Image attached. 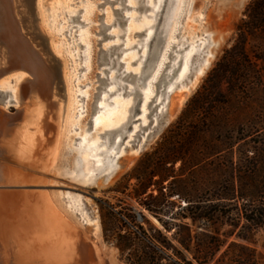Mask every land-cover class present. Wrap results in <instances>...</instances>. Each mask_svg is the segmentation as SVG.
Wrapping results in <instances>:
<instances>
[{"label":"rangeland","instance_id":"obj_1","mask_svg":"<svg viewBox=\"0 0 264 264\" xmlns=\"http://www.w3.org/2000/svg\"><path fill=\"white\" fill-rule=\"evenodd\" d=\"M127 1L125 5L129 3L133 8L144 4L143 2L139 5L137 3L139 0ZM250 1L175 0L174 3L168 4L166 13L168 19L161 26L164 32L158 34L155 44L152 43L154 52L151 51L150 58H152H149L151 62L148 61L150 64L147 68L148 73L146 72V78L139 86V91L145 90L146 83L150 81L152 71L164 53V45L173 43L175 46L166 60L168 66L165 65L161 79L152 86L154 96L151 101L153 103L150 101L148 105V114H146V120L144 119L147 125L143 126L141 124L143 96L130 95L129 97L127 93L119 98L113 96L110 101L117 104L119 107L117 111H113L112 106L98 111L96 105L106 106L110 102L103 103L102 98H106L107 95L103 92L105 94L99 96L102 89L98 91L101 86L100 76L105 77L104 70L110 68V65L100 66V50L106 51L109 46L122 44L117 51L119 52L136 42L140 43L145 33L139 36L137 33L141 32L139 30L141 22H144V17L149 15V11L124 9L123 14L129 17V20L120 26L115 24L106 32V35L123 34L124 36L108 38L104 41L103 34H99L100 24L103 22L111 26L117 19L114 10L123 8L121 4H106L99 7L105 3V0H34L36 26L46 40L47 49L42 50L43 46L39 42L38 46L50 64L57 62L59 65L61 90H54L50 102H43L44 99L38 91L23 97V88L29 86L34 78L29 77V72L24 69L14 70L13 61L9 58L7 50L5 49L6 54L3 50L0 51V75H2L0 76V92H2L0 118L3 117L6 122V128L0 130V136L4 133V146L10 152L8 159L0 160L2 161L0 164L4 169H12L15 166L24 174L35 172L39 179L38 183L31 185H10L12 188L19 187L15 190L5 185L0 188V191L16 192L20 196L27 194L36 200L42 196L41 194L48 196L50 200L53 198L59 204L57 209L59 211L56 210L59 221L63 223L66 221L76 226L77 229L72 230L73 235L79 242H82L85 237L93 243L102 255L101 260L104 264L106 261L109 264H141L147 252L145 243L136 238V235H140L141 232L164 239L163 241L169 246L183 254L186 262L198 264L194 259V253L197 256L199 254L195 250L192 253L185 251L174 238V233L166 232L159 221L141 205L148 200L150 194L153 197L160 195L157 186L160 181L159 176L152 179L155 185L147 191L146 195L139 197L137 191L159 163L166 147L180 150L184 142H188V145L184 147L186 161L167 165L172 171L171 182L176 183L172 188L176 192L170 199L171 202L186 206L184 202H181L182 200L178 199L179 196L193 202L204 198L214 202L217 197L214 185L230 179V174L237 181L241 174L247 180L246 184L251 183L250 190L257 188L255 204L264 203V119L259 114L261 110L259 103L253 100L237 110L207 104L204 109L208 108L209 112L194 110L184 122H180L181 114L187 108L189 101L205 84L225 51L232 47L237 26L243 19V13ZM79 10H82L79 21L84 22L85 25L82 26L79 22L74 25L69 24V17ZM118 17V20L124 21L123 18ZM75 25H77L75 29L65 33ZM174 33L178 36H174ZM100 40L103 42L99 44ZM79 43L84 48H80ZM203 43V50L192 59L190 73L186 80L182 83L178 82L181 63L172 75L173 78L167 76L174 62L172 52L174 54L177 46L181 44L186 47L184 55L192 46H197L196 49L199 50ZM137 48L138 46L119 57V61H123L128 71L133 73L139 64L135 60L141 55L140 52V54L136 53ZM82 56L87 58L82 59ZM198 59H200L199 63H197ZM7 61H10V65H5ZM207 62H209L208 67H206ZM21 78L25 80L21 82ZM197 78L198 81L193 87ZM133 81L134 83L130 84L135 85L136 80ZM172 85L175 87L174 91L167 97L166 92ZM187 86L190 87V93L179 113L173 117L171 114L173 101H182L183 92H180V88ZM97 95L101 99L97 98ZM79 96H85L86 99L81 100ZM159 97L163 99L165 97L166 100L164 99L162 105L157 106ZM135 98L136 102L140 99L141 101L138 107L139 112L135 113L130 123L126 125L132 128L122 129L123 133L119 131L121 135L118 131L111 135L106 134L117 125L118 122L115 120L117 113L124 111L128 117L133 114L127 99H130L133 105L136 104ZM163 104H166V109L160 112ZM188 109L193 111L194 105ZM110 111H113V117H107ZM213 118L219 121L210 133L204 135L201 140L191 138L197 126L206 124ZM97 120L100 122L98 126L95 123ZM136 120L137 123H132ZM44 125L48 128H43ZM134 128L138 129L137 135L132 134ZM116 135L124 141L122 139V144L118 148L120 158L115 162L114 157L110 156V146L113 148ZM107 136L113 138V144L111 140L107 146L110 149L101 145L106 142L105 140H109ZM94 139L99 140L98 150L91 148ZM34 140L35 154L30 160L25 152L29 145L33 146ZM94 152L97 155L93 156ZM146 154L151 155L149 160L145 158ZM97 158L103 159L104 168H96L94 159ZM31 164L36 165L35 169H38L28 167ZM168 183H164L163 186L168 187ZM7 187L9 190L2 189ZM71 192L80 196L85 206L70 208V204L63 196ZM162 192L169 193L165 189ZM227 203L229 206L226 209L214 210L217 215L209 234L217 243L222 244V248L210 264H233L232 260H239V258L248 260L250 251L255 252L254 264H264V227L254 229L249 226L243 218L242 211L239 210L243 206V201L238 204ZM33 205L43 212L44 209H40L36 201ZM177 211L175 207L173 212ZM224 212H229V217H222ZM161 218L167 219L163 216ZM95 222L99 226L97 233L94 232L93 227ZM184 223L191 227L192 247L196 249L197 243L207 240L205 233L199 224L192 225L189 219ZM238 236L246 238L248 242L238 239ZM121 237L128 239L121 241ZM53 240L51 245L55 247ZM39 241L43 242L40 239ZM120 244L123 247L128 246L129 249L122 253L118 246ZM157 251L156 257L159 258V264H171L176 260L172 248L166 250L158 247Z\"/></svg>","mask_w":264,"mask_h":264},{"label":"bare ground","instance_id":"obj_2","mask_svg":"<svg viewBox=\"0 0 264 264\" xmlns=\"http://www.w3.org/2000/svg\"><path fill=\"white\" fill-rule=\"evenodd\" d=\"M127 2H128L127 0H105V3L99 6V7H103L106 4L114 5L117 3L123 6V8L121 9L119 8L117 10H114V14L117 16V19L114 20L111 26H107L103 22L102 24H100L101 29H100L99 34H103L104 41H106V39L108 40V38L110 39L111 38L114 39L116 37L122 38L124 36L123 34L117 35V36H111V34L106 35V32L107 30L112 28V26H115V24H119L120 26V25H123V23H125L127 20H129V17H126L123 14L124 9H128V10L133 9L136 11L138 10L141 11L142 9L143 10L145 9L147 12L149 11V15L144 17V22H141V25H140L141 27L139 29L141 32L139 31L140 33H137L138 36L145 33V37L142 41H140V43L136 42L135 44L131 45L129 48H124L122 49V51H119V52L117 51L118 49L122 47V44H118V45L116 44V45L109 46L106 51H103L102 49L100 50V53H99L101 54L99 58L100 66L110 65V68L109 69L107 68V70H104L105 72L104 74H106L105 77H103L104 75L100 76L99 81H100L101 86H99L98 91L100 92V89H102V93H100L99 96H101V94L104 95L105 93L107 95V97L105 95L106 98H102L103 103L104 101H110L113 96H117L119 98V97L124 96L126 93L128 94L129 97L130 95H136V97H138L137 95L143 96V102H142L143 104H142V112H141V114L143 113V118H142L143 120L141 119L142 121L141 124L144 126V125H147V122L145 121L146 120L145 117H146V114H148L147 112L148 105L150 104L151 99L153 100L152 96H154L152 93L153 92L152 86L158 80L161 79L160 77L163 75L162 74L163 71H165V65H167L168 63L166 62V60L168 59V56L171 53V50L175 46V44L167 43L166 45H164V48H163L164 53L162 52L163 53L161 55L162 57L159 56L161 58H159L160 60H158V64L154 67L152 71L153 73H152V77L150 78V81H148L147 79L148 82L146 83L145 90H143L142 92L139 91V86L144 83V80L146 78L147 68L149 67L148 65H150L148 64V61L152 58V57L150 58L151 51H153L152 43L155 44L154 41L156 40V37L158 36V34L160 35L164 32V29H162L161 26L163 22L164 21L167 22L166 19H168L167 14H166L168 11L167 9L168 4L174 3L175 0H139L137 1V3H139L140 5L141 3L144 2V4H142L143 6L140 5L134 8L131 7L129 3L128 5H125ZM81 12L82 10H79L78 12L70 16L68 19L69 24L73 23L74 25V24H77V22H79V24L84 26L85 25L84 22L79 21L80 19L79 15ZM118 16L123 18L124 21H121V19L118 20L119 18ZM117 20L119 21L118 23H117ZM76 27L77 25L73 26L70 30L68 29L69 31L65 33L71 32ZM174 36H178V34L176 35V33H174ZM103 40H100L99 44L103 42ZM0 41L3 43V45H5L9 58L12 59L13 61L12 68L14 70L24 69L28 71L30 75L34 78V81L30 83L29 86H25L23 88L22 96L25 97L35 91H38L43 97V99L45 100V101L43 100V102H46V101L50 102V99L53 96L55 85L60 84V82L58 81L59 76L57 72L58 71L57 66L50 64L49 61L43 56V53L40 52L39 50H38L39 52L34 51L30 47V44H28V47H27L29 50L25 48V50L27 49V51L24 55V59L18 60V58H16L17 53H18V49H17L18 44H17L16 38H13L9 40L10 42H7L4 40V38L0 36ZM34 46H35V43H34ZM78 46L80 48H84V46H82L80 43L78 44ZM137 46H138L137 48L138 50L136 51V53L140 52L141 55L135 60L139 64L136 67V71L133 73V72L128 71V69L126 68V64L123 61H119V57L122 56L125 52L133 50ZM196 48L197 46H192L188 50V52L183 55L186 47L181 44L177 46V50L174 52V54L172 52V55H174L173 57L174 62L172 61L173 63L170 66L167 76L168 77L172 76L177 71L178 66L181 63V69H180L181 71L178 76V82L182 83L184 80H186V78L188 77L190 73V64L192 62V59L195 55H197L203 50L204 43L203 45L201 44V46L199 47V50H197ZM212 57L213 56H211V58ZM81 58L85 59L87 58V56H82ZM199 62H200V59L197 60V63ZM208 64L209 62L206 63V67H208ZM83 69H86V68H83ZM202 74L203 72L200 74V76ZM130 78L132 79L129 80ZM134 79L136 80L135 85L133 84ZM127 81L129 83H127ZM197 81H198V78L193 83V87H195ZM131 82H133L132 83L133 86L132 84H130ZM190 87L188 88L187 86V87L180 88V92L181 93L183 92L182 96L181 94L179 95L181 96L182 101L180 100L173 101L172 109H171V114L173 117H175L181 110L183 106V102L187 99L190 93ZM174 88H175L174 85L168 88L166 92L167 97L171 93H173ZM125 91H128V92H125ZM99 96L97 98H99ZM79 97L81 98V100L86 99L85 96H79ZM99 99H101V97ZM164 99L163 97H159V99L157 100L158 104L156 105L158 106L161 103H163ZM134 100L136 102V98ZM140 101L138 100L136 104L132 105L131 100L127 99V102H129L131 106V108L129 109L131 110V112L133 110V114L130 112V114L132 115L128 117L127 113L124 111H122L121 113H117L115 117L116 118L115 120H117L118 122L117 125L116 126L114 125L115 128L113 130H110L109 132H106V134L111 135L115 133V131L121 132V130L124 128L125 129L127 128V130L132 128L126 125L130 121V119L133 116H135V113L139 112L138 107H140L139 106ZM151 102L153 103V101ZM108 106L109 107L112 106L113 111H117V109H119L117 104L111 101L108 103V105L106 104V106L96 105V109L98 111L99 110L102 111L103 109L104 110L107 109L106 107ZM165 107H166V104H163V106L160 107V112H163L164 109H166ZM112 112L110 111L107 117H113L114 113ZM134 122L137 123V120L132 121V123ZM95 123L97 124V126L100 124L99 120H97ZM5 124H6L5 120H3V117H1L0 118V130H4V128H6ZM143 126H140V127L143 128ZM43 128L47 129L48 127L44 125ZM132 130H133L132 134H136L138 129L134 128ZM123 131L121 133H123ZM121 133L119 135H121ZM3 138H4V133H2V135L0 136V160L2 161L3 159H8V157L10 156V154H8L10 153L8 148L6 149L4 146ZM108 139L109 140H105L106 141L105 143L103 144L101 143V145L103 146L105 145L107 147L109 145V142L111 143V140L113 138L108 137ZM114 139H116V141H115V144H113V140H112V144L114 146L113 148L112 146H110L111 147L110 156H113L116 162L120 158V156H118V148L122 144L123 138L120 139V137L117 136V138L115 137ZM93 141L94 142L91 148L98 150V147L100 146L99 140L94 139ZM33 143H34L33 146L31 147V145H29L25 152V155L30 160H32V157H34V154H35L34 153L35 151L33 150V148L35 147L34 145H36L35 140ZM110 147L109 148L107 147V149H110ZM104 150H105V147H104ZM94 155H97L96 152L93 153V156ZM94 160H95L97 169L104 168V164L102 162L103 159L97 158ZM28 167H32L33 169H35V167L37 166L31 164ZM37 169L38 168H36L35 170ZM38 181L39 179H38L37 174H35V172L33 174H24L21 170H19L15 166L12 169H4L3 166L0 164V188L5 185L12 186L13 184H18V185L19 184H22V185L30 184L31 185L34 183H38ZM102 188H106V187L102 186ZM41 195L42 196L38 200H36L30 197V195L28 196L27 194L20 196L16 192L10 193L7 191L6 192L0 191V264H59V263L60 264H101L102 255L99 254L96 246L93 243L89 242L85 237L82 242H79L78 238L75 235H73V231H72L73 229L74 231L77 229L75 228L76 226L66 221L64 223L59 221L60 218L58 219L59 215L57 213V211H59L57 210L59 208L58 202H56L53 198H51L50 200V198L46 195H43V194ZM63 198L66 199V202L68 204H70V208H72L71 206H73V208L79 207L80 205L85 206L84 204H82L81 197L75 193H72V192L66 193V195L63 196ZM35 201L40 206V209L41 208L44 209L43 212L39 211V209H37V207L33 205ZM54 208H55V211H54ZM93 227H94V232L97 233L99 229L98 223L95 222L93 224ZM39 239L43 242H40ZM52 240L53 242L55 241V245H56L55 247H52L51 245ZM43 247H45L46 249Z\"/></svg>","mask_w":264,"mask_h":264},{"label":"trees","instance_id":"obj_3","mask_svg":"<svg viewBox=\"0 0 264 264\" xmlns=\"http://www.w3.org/2000/svg\"><path fill=\"white\" fill-rule=\"evenodd\" d=\"M243 16L237 26L236 38L232 47L225 51L205 84L189 101L187 108L181 114L180 122H184L194 110L209 112L208 108L204 109L207 104L237 110L240 106L253 100L259 103L261 107L259 114L264 119V0H251ZM191 105H194L193 111L188 109ZM217 121L219 119L213 118L206 124H200L191 134V138L203 139L204 135L210 133L215 127ZM183 145L180 150L165 148L159 163L151 171L148 178L141 183L137 196L146 195L147 191L155 185L152 179L159 176L160 181L157 186L160 195L153 197L150 194L148 200L142 202L141 205L159 221L166 232L174 233V238L177 239L176 241L185 251L192 253L195 250L199 254L197 256L194 253V259L198 264H210L222 248V244L217 243L209 234L217 215L214 210L216 208L226 209L229 206L227 202L238 204V202L243 201V206L239 209L242 211L243 218L249 226L258 229L264 227V203L255 204L254 197L257 188L250 190L251 183L246 184L247 180L241 174L237 181L230 174V179L214 185L217 191L214 202L207 198L193 202L182 196H179L178 199L182 200L181 202H184L186 206L171 202L170 199L176 192L172 188L176 183L171 182L173 178L172 171L167 165L178 161H186L184 147L188 145V142H184ZM150 157L149 154L145 155V158H148L147 160ZM166 182H169L168 187L163 186ZM164 189L168 190L169 193L164 194L162 192ZM175 207L178 209L176 213L173 212ZM161 216L163 218L167 217V219H162ZM222 217H229V212H224ZM188 219L191 220L192 225L199 224L207 238L206 241L197 243L196 249L192 247L191 227L189 224L184 223ZM136 238L145 243L147 250L141 264H159V258L156 257L158 247L166 250L173 249L176 260L172 261L171 264H193L192 262H186L183 254L171 245L169 246L167 242L163 241L164 239L148 236L145 232L136 235ZM120 239L122 241L128 238L121 237ZM238 239L248 242L246 238L240 236H238ZM118 246L122 253L129 249L128 246L123 247L121 244ZM168 258L171 260L170 257ZM232 263L254 264L255 252L250 251L248 260L239 258V260H232Z\"/></svg>","mask_w":264,"mask_h":264},{"label":"water","instance_id":"obj_4","mask_svg":"<svg viewBox=\"0 0 264 264\" xmlns=\"http://www.w3.org/2000/svg\"><path fill=\"white\" fill-rule=\"evenodd\" d=\"M0 36L7 42H10L9 40L16 38L18 44V53L16 58H18V60L24 59V55L28 49V44H30V47L36 52L38 50L42 52V50L47 49V45L45 42L46 40L39 33L36 26V18L34 16V0H0ZM33 42L35 43V46ZM38 42L42 44V50L39 49ZM4 47L5 46L0 41V51L3 50L4 54H6V48ZM25 48L27 49L25 50ZM8 64L10 65V61H7L5 63V65ZM53 64L57 65V72L59 76L58 81L60 82L61 73L59 70V65L57 64V62H53ZM28 75L29 77L31 76L29 73ZM54 90H61L59 84L55 85ZM9 188L2 189L9 190ZM18 188L19 187H15L12 188V190ZM105 263L109 264L108 261H106ZM101 264H104L103 261L101 262Z\"/></svg>","mask_w":264,"mask_h":264},{"label":"flooded vegetation","instance_id":"obj_5","mask_svg":"<svg viewBox=\"0 0 264 264\" xmlns=\"http://www.w3.org/2000/svg\"><path fill=\"white\" fill-rule=\"evenodd\" d=\"M24 80H25V78H21V80H20V81H21V82H23ZM1 93H2V92H0V94H1Z\"/></svg>","mask_w":264,"mask_h":264}]
</instances>
